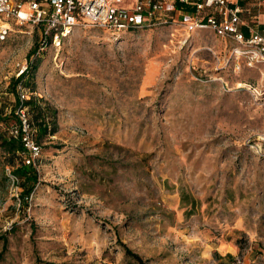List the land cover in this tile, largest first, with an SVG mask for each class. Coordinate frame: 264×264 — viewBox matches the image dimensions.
<instances>
[{"label":"rangeland","instance_id":"1","mask_svg":"<svg viewBox=\"0 0 264 264\" xmlns=\"http://www.w3.org/2000/svg\"><path fill=\"white\" fill-rule=\"evenodd\" d=\"M39 38L14 26L0 43V109L38 59L34 95L59 125L28 204L0 146V264H133L126 248L146 264H264L260 73L223 67V39L176 25L81 27L30 59Z\"/></svg>","mask_w":264,"mask_h":264},{"label":"built area","instance_id":"2","mask_svg":"<svg viewBox=\"0 0 264 264\" xmlns=\"http://www.w3.org/2000/svg\"><path fill=\"white\" fill-rule=\"evenodd\" d=\"M124 1L0 0V43L8 41L14 26L37 29L39 51L49 48L60 51L65 40L81 27L104 30L120 37L122 33L138 29L176 25L189 33L213 32L227 43L223 67L232 65L235 72L240 73L243 66L256 70L264 78V22L260 23L264 0H136L132 9L121 8ZM252 8L258 13L249 22L243 15H252ZM26 69L24 67L21 72ZM18 89L23 102L28 95L23 92L22 85ZM17 114L28 151L24 154L25 163L35 165L40 146L30 132L26 109L19 108ZM11 133L18 135V127ZM8 178L12 188L17 190L19 179L11 171Z\"/></svg>","mask_w":264,"mask_h":264},{"label":"trees","instance_id":"3","mask_svg":"<svg viewBox=\"0 0 264 264\" xmlns=\"http://www.w3.org/2000/svg\"><path fill=\"white\" fill-rule=\"evenodd\" d=\"M181 7V6H180ZM184 10L189 7H182ZM40 41V38H39ZM38 44L31 49L28 57L31 59L33 56L40 55L43 51H39ZM39 61H30L26 70L21 72L17 77L12 79V92L15 97V107L6 113L4 109H0V146L10 159H19V164H13L14 168L12 173L19 179V186L22 188L21 202L28 204L27 200L34 193L39 181V173L34 164H26L24 154L27 155L28 151L23 142V134L21 129V120L17 114L19 108L26 109L29 121L30 132L34 141L39 145L45 139L56 135L59 131V125L57 121L58 111L55 107L45 102L43 99L34 95V78L39 67ZM27 78H30L27 80ZM22 85L23 92L28 95V98L23 102L21 101L20 91L18 86ZM254 86V84H249ZM254 88V87H253ZM11 122L16 124L19 129L18 135H13L9 130ZM2 125H5L6 129H2ZM14 163V162H13ZM7 241L4 239L3 252L0 254V260L4 252L6 251ZM128 257L132 260L133 264H146L144 259L134 253L132 250L126 248Z\"/></svg>","mask_w":264,"mask_h":264},{"label":"crops","instance_id":"4","mask_svg":"<svg viewBox=\"0 0 264 264\" xmlns=\"http://www.w3.org/2000/svg\"><path fill=\"white\" fill-rule=\"evenodd\" d=\"M245 5H247V3L245 4ZM248 6H250V4L248 5ZM251 6H253V5H251ZM252 15H250V14H248V13H245L243 16H244V18L247 20V21H251V19H252V17L254 16V14H257L258 13V11H257V9L255 8H252ZM245 15H250L251 16V19H247L246 17H245ZM261 17H262V15H261ZM261 19V18H260ZM263 22V21H262Z\"/></svg>","mask_w":264,"mask_h":264}]
</instances>
